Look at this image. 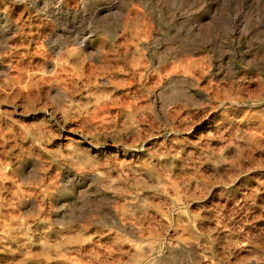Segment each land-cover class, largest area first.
I'll use <instances>...</instances> for the list:
<instances>
[{"label": "rangeland", "instance_id": "1", "mask_svg": "<svg viewBox=\"0 0 264 264\" xmlns=\"http://www.w3.org/2000/svg\"><path fill=\"white\" fill-rule=\"evenodd\" d=\"M10 57L0 264H264V0H0Z\"/></svg>", "mask_w": 264, "mask_h": 264}, {"label": "bare ground", "instance_id": "2", "mask_svg": "<svg viewBox=\"0 0 264 264\" xmlns=\"http://www.w3.org/2000/svg\"><path fill=\"white\" fill-rule=\"evenodd\" d=\"M67 51V49L65 50ZM179 53L183 54V50H180ZM8 64L6 65H2L0 64V75H8L6 74L7 71H9L10 69L14 68V70L16 71L17 75L14 76L13 78H9L7 82H4L3 84L0 83V102H1V98L3 95L9 97V93L10 90L7 88H10L9 86L11 85V87H15V89L18 91L19 95H22V93L25 94H29V95H38L40 93V85H41V79L42 77L39 76V72H35V71H27L25 69L19 68V60H15V63L12 62L11 57L9 58V61H7ZM18 63V64H17ZM51 70L50 73H56L55 70L57 68V64H52L51 66ZM146 71L144 69L140 70L139 72H136V75L139 78V82H142L144 79L147 80L149 75H145ZM160 80L163 79H172L173 81L176 79H183V60L177 64H171L165 68H161L157 75H156ZM12 81V82H11ZM11 82V83H10ZM130 84V83H129ZM11 89V88H10ZM31 103H33V96ZM28 98V97H27ZM183 100V92L181 91H177L175 94H173L169 99H168V103L170 105V108H175L176 107V103L179 101ZM21 107L24 109V107H26L23 103L20 104ZM22 111V110H21ZM7 112V111H6ZM10 114H18L21 115L22 113L19 112L18 109H16V107H12V110L10 112H8ZM50 116V115H49ZM34 118V121L36 122L34 126L36 128L39 127V125H41V121L39 123V121ZM37 129L33 130L32 135L36 136ZM4 135V134H3ZM79 136V135H78ZM80 140L79 143H82L84 146L85 145H89V147H91L90 149L92 150H96L98 147H100L99 143L93 142L92 140H87L86 136L80 135ZM69 142V141H68ZM68 145H71V143H69ZM105 147L106 145L109 146L107 143L103 144ZM111 145L114 147L116 153L117 152H121L123 155V157H126L127 155L133 156L131 154H133L132 152V147L126 146L125 144H121L119 142H112ZM110 147V146H109ZM87 149V147L85 148ZM104 153V152H103ZM86 160H90L89 157H85ZM139 159H144V156H139ZM129 165L131 164L130 161H126L123 160L120 162V166L123 168L125 167L124 165Z\"/></svg>", "mask_w": 264, "mask_h": 264}]
</instances>
